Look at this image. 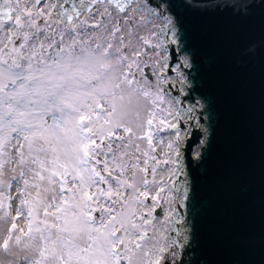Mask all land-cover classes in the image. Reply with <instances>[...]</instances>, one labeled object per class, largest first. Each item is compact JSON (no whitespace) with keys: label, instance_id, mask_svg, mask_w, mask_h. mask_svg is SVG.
I'll use <instances>...</instances> for the list:
<instances>
[{"label":"snow or ice","instance_id":"1","mask_svg":"<svg viewBox=\"0 0 264 264\" xmlns=\"http://www.w3.org/2000/svg\"><path fill=\"white\" fill-rule=\"evenodd\" d=\"M186 8L258 10L264 78V0H0V264H207ZM260 168L259 232L217 264H264Z\"/></svg>","mask_w":264,"mask_h":264},{"label":"water","instance_id":"2","mask_svg":"<svg viewBox=\"0 0 264 264\" xmlns=\"http://www.w3.org/2000/svg\"><path fill=\"white\" fill-rule=\"evenodd\" d=\"M181 15L202 90L214 103L213 146L200 169L205 216L197 252L207 264H217L235 258L241 242L260 228L264 78L259 11L238 17L230 10L186 8Z\"/></svg>","mask_w":264,"mask_h":264}]
</instances>
